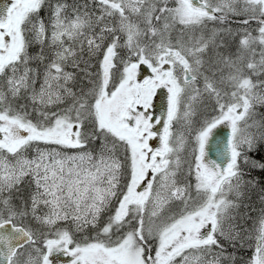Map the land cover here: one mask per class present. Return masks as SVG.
Instances as JSON below:
<instances>
[{
  "label": "snow or ice",
  "instance_id": "obj_1",
  "mask_svg": "<svg viewBox=\"0 0 264 264\" xmlns=\"http://www.w3.org/2000/svg\"><path fill=\"white\" fill-rule=\"evenodd\" d=\"M257 106L264 0H0V264H220L219 238L264 264V210L236 223L245 190L264 185L245 180L264 172ZM69 220L96 235L53 227Z\"/></svg>",
  "mask_w": 264,
  "mask_h": 264
},
{
  "label": "trees",
  "instance_id": "obj_2",
  "mask_svg": "<svg viewBox=\"0 0 264 264\" xmlns=\"http://www.w3.org/2000/svg\"><path fill=\"white\" fill-rule=\"evenodd\" d=\"M51 3H55V0H50ZM66 2L68 4H83L85 3V0H66ZM90 2V0H89ZM49 14V9L47 7L43 8L41 10V17H43L45 20H47ZM234 44H233V48L234 49ZM38 46H33L30 48V52L31 53H36L38 51ZM45 52H47V49H45ZM123 54V53H122ZM87 57H85L86 59ZM96 61L93 60L92 64L95 65ZM71 71V69H68ZM92 71H95L96 69L93 68L91 69ZM75 90V89H74ZM210 101H206L204 100L200 106L196 109L194 118L198 117V115H202L206 108L208 107V105L210 106ZM18 103H24L23 100L18 101ZM209 103V104H208ZM63 106V105H61ZM53 110H55V108H53ZM256 112L258 113V115L256 116V119L259 121L260 119L264 118V107H259L256 109ZM35 116V114H33V117ZM89 148H91V146H89ZM259 158V157H257ZM30 177H26L24 179V181L21 182V184L18 186L19 191H17L16 189H13L12 191V199L14 202L18 203L19 202V198L23 197L25 199H27L29 192L34 188V185H31L28 183V181L30 180ZM250 179H255L257 181L264 179V172L262 171H255L253 172L250 176H246L245 180H250ZM261 188H264V185H257V187L255 188H247L245 190L246 195L243 198V206L240 209L241 214H245L247 216V220L246 221H241L239 219H237L236 223L237 224H242L244 228L246 229H251L254 226V223L257 219V217L259 216L261 210H264V191H261ZM5 198L8 197V193L5 192L4 193ZM233 198L232 194H229V199ZM108 213H102L101 218H100V225H103L104 221L107 218ZM235 215V214H234ZM103 221V222H102ZM65 224L64 226H67L69 228L72 229L71 226H69V222H65V223H60L58 226H56L55 228H61L59 226ZM32 226L35 228L37 227V225L33 222ZM63 227V226H62ZM86 235L87 237H94L96 235V229L93 228L92 226H89L85 231H83L82 233H78V235L76 234L74 236V239L79 238L80 239H76L77 241L81 240L82 237L84 235ZM90 235V236H89ZM76 237V238H75ZM220 239V243L223 245L225 251L224 254L221 258V264H233L232 260H229L228 257L231 255L235 258V264H243V262L245 260H247V258L251 255V250L247 247L244 246L243 248H241L239 245H236L235 247H233L231 244H229V242L227 240H225L224 238H219ZM215 250H219V249H215Z\"/></svg>",
  "mask_w": 264,
  "mask_h": 264
},
{
  "label": "rangeland",
  "instance_id": "obj_3",
  "mask_svg": "<svg viewBox=\"0 0 264 264\" xmlns=\"http://www.w3.org/2000/svg\"><path fill=\"white\" fill-rule=\"evenodd\" d=\"M237 20H238V18H237ZM211 26V25H210ZM231 27L232 28H236L237 27V21H233L232 22V24H231ZM252 27H255V23L253 22V24H252ZM255 34V33H254ZM234 50V49H233ZM141 71H142V73H143V75H148V74H150V70H147L146 68H144V67H142V69H141ZM202 86V85H201ZM164 91H166V90H164ZM204 100H208V101H210L209 103H210V106L208 105V107L206 108V110H205V112L200 116V115H198V117H196V118H194V115H193V117H192V121H193V124L194 125H196L197 124V122L198 121H200V120H202V119H204L205 118V116H206V114H207V112L210 110V108H211V106L214 104V100H209V99H207V98H204L199 104H197L196 105V109L200 106V104L204 101ZM208 103V104H209ZM160 104H161V98H160V91H158V93H157V97L154 99V107H153V111H154V113L156 114V116L157 117H159L160 115H161V113L162 112H164V108H162V107H160ZM261 108V107H264V106H257L256 107V109L257 108ZM195 112H196V110H195ZM226 125V124H225ZM161 130H162V128H161ZM183 129H182V127H181V124H179V123H176V122H174V124H173V132L174 133H178V132H180V131H182ZM187 139H188V141H189V144L192 142V137L191 136H188L187 137ZM42 147H43V145H41ZM154 146H157V145H154ZM73 151H75V150H68V152H69V154H72V152ZM31 155H33V152H29V156H31ZM192 183L194 184V180L192 181ZM229 198V197H228ZM180 207H181V205H179V204H174L173 205V208H174V210H179L180 209ZM41 211H46L45 209H41ZM39 214V213H38ZM65 222H67V221H58L57 222V224L55 225V226H53V227H56V226H58L60 223H65ZM70 224H69V226H71L72 227V229L71 228H69V227H67V226H64L65 224H63V225H61V226H59V227H61V228H66V229H69L70 231H72L73 233H74V236L77 234L78 235V233H82L83 231H85L89 226H87V227H85V228H83V229H81L80 231H76V226H75V224L74 223H72V221L71 220H69L68 221ZM103 222V221H102ZM63 226V227H62ZM45 230H47V229H45ZM84 235V234H83ZM90 236V235H89ZM85 237H87L86 235H84L82 238H85ZM76 238V237H75ZM87 238H90V237H87ZM76 239H80V237L79 238H76ZM214 251H219V250H215L214 249ZM55 261H56V264H70V257H68L67 255H63V254H57L56 255V257H55ZM220 264H221V261H220Z\"/></svg>",
  "mask_w": 264,
  "mask_h": 264
},
{
  "label": "water",
  "instance_id": "obj_4",
  "mask_svg": "<svg viewBox=\"0 0 264 264\" xmlns=\"http://www.w3.org/2000/svg\"><path fill=\"white\" fill-rule=\"evenodd\" d=\"M214 130V134H215ZM230 129L228 125H221L219 126V136L218 139L223 141L224 138L228 135ZM206 152L209 153V155L211 156V158H216L217 152H216V142L214 140H210V147L206 146Z\"/></svg>",
  "mask_w": 264,
  "mask_h": 264
}]
</instances>
